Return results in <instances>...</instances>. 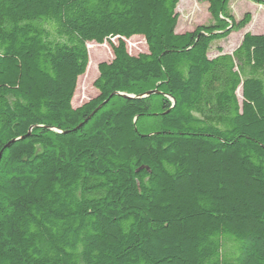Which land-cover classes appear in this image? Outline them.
I'll return each instance as SVG.
<instances>
[{
  "label": "trees",
  "instance_id": "16d2710c",
  "mask_svg": "<svg viewBox=\"0 0 264 264\" xmlns=\"http://www.w3.org/2000/svg\"><path fill=\"white\" fill-rule=\"evenodd\" d=\"M204 1L0 0V264H264V34Z\"/></svg>",
  "mask_w": 264,
  "mask_h": 264
},
{
  "label": "rangeland",
  "instance_id": "374dc122",
  "mask_svg": "<svg viewBox=\"0 0 264 264\" xmlns=\"http://www.w3.org/2000/svg\"><path fill=\"white\" fill-rule=\"evenodd\" d=\"M225 10L236 21L248 15V22L244 28L234 29L227 37L213 41L210 46L211 56L217 54L219 48L222 49L223 52H231L240 42L245 31L264 34V4H257L250 0H229L225 4ZM177 12L179 14L176 26L177 33L191 31L196 26L208 25L212 22V18L208 11V3L204 0H179ZM230 27L231 26L229 25L228 28ZM111 42L115 43V40L113 39ZM124 42L127 51L131 55H137L138 53L146 52L147 50L144 38L139 35L131 36L130 38L125 39ZM93 44H95V47L90 51L92 65L88 69L87 76H85L84 72L77 78V84L74 91L75 96L74 100L71 102L73 107L80 106L97 95V91L93 86V81L98 75V63L102 61H110L113 56L111 45L108 42L102 44H96L93 42Z\"/></svg>",
  "mask_w": 264,
  "mask_h": 264
},
{
  "label": "water",
  "instance_id": "95a60500",
  "mask_svg": "<svg viewBox=\"0 0 264 264\" xmlns=\"http://www.w3.org/2000/svg\"><path fill=\"white\" fill-rule=\"evenodd\" d=\"M153 93H156V91H155V90L148 91L147 93H145V95H149V94H153ZM113 94L121 95V96H123V97H127V98H137L136 96L129 95V94H125V93H121V92H114ZM143 96H144V95H143ZM98 108H100V106L97 107V109H98ZM97 109H95V110L93 111V113H94Z\"/></svg>",
  "mask_w": 264,
  "mask_h": 264
}]
</instances>
